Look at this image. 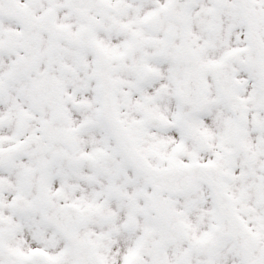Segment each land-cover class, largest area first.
<instances>
[{
	"label": "snow or ice",
	"instance_id": "obj_1",
	"mask_svg": "<svg viewBox=\"0 0 264 264\" xmlns=\"http://www.w3.org/2000/svg\"><path fill=\"white\" fill-rule=\"evenodd\" d=\"M0 264H264V0H0Z\"/></svg>",
	"mask_w": 264,
	"mask_h": 264
}]
</instances>
